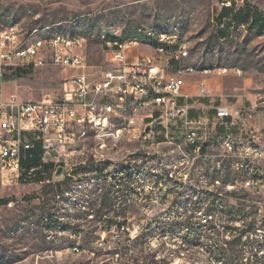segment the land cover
Wrapping results in <instances>:
<instances>
[{"label":"rangeland","instance_id":"rangeland-1","mask_svg":"<svg viewBox=\"0 0 264 264\" xmlns=\"http://www.w3.org/2000/svg\"><path fill=\"white\" fill-rule=\"evenodd\" d=\"M228 1L239 10L250 4L252 15L264 16V0H0V30L19 25L27 33L81 34L90 73L109 66V40L147 31L173 36L188 46L199 69L227 70L183 78L186 83L206 80L211 96L196 104L232 108L248 120L234 131L238 141L264 144L259 133L264 132V31L250 20L219 38L226 23L217 24V18ZM78 73L38 69L7 82L5 91L27 101L55 99ZM200 115L211 121L215 116L211 110ZM201 138L206 144L201 156L189 149L187 156L173 153L184 138H172L167 143L173 147L160 146L166 156L149 146V164L139 153L111 155L107 174L96 170L92 145L79 146L70 161L74 178L67 183L54 176L51 155L47 175L32 182H8L0 164V201L10 200L0 205V264H251L256 250H264L256 230L264 227L256 215L264 212V185L259 191L244 188L248 176L231 169L235 162L211 126H202ZM205 155L211 159L204 160ZM257 168L264 176V160ZM216 179L221 183L212 187ZM210 208L214 219L205 221L200 211Z\"/></svg>","mask_w":264,"mask_h":264},{"label":"built area","instance_id":"built-area-1","mask_svg":"<svg viewBox=\"0 0 264 264\" xmlns=\"http://www.w3.org/2000/svg\"><path fill=\"white\" fill-rule=\"evenodd\" d=\"M224 5H232V2H224ZM166 42L172 41L166 39ZM85 43L86 38L81 34H43L39 30L27 33L19 25L0 30V164L8 182H32L45 177L43 164L48 155L53 157L56 178H74L76 166L70 165V161L79 146L85 149L92 145L90 152L97 163L96 169L107 174L113 164L106 165V161H113L110 156L118 153H139L149 164V141L154 142L155 153H160V143L184 138V145H175L173 153L179 150L187 156L189 149L190 154L201 156L206 150V144L201 143L202 126H211L214 135L223 138V143L224 138H237L234 131L239 125L247 126L248 120L228 106L210 109L196 104V100L211 96L207 82L190 83V88H183V83L159 82L161 61L149 58V46L156 48L149 45V31L143 32L142 38L109 40L106 43L109 66L94 73H90L82 53ZM142 47L148 52L133 54V48ZM173 51L176 56L187 57L180 42H175ZM43 68L79 73L64 82L61 96L55 99L27 101L16 94H6L7 76ZM202 72L208 76V71ZM226 72V69L218 70L219 74ZM149 87L160 90L159 99H149ZM205 110L214 112L213 121L200 115ZM193 112L196 116H192ZM158 126L163 128L156 131ZM259 133L264 136L263 131ZM189 141H199V148H189ZM37 143H41L44 150L42 164L26 168L22 162ZM224 152L234 160L231 164L234 172L249 170V163L264 160V153L253 152L250 143L247 148L234 147ZM135 163L129 164L131 171ZM178 167V164L173 165L174 169ZM60 168L63 173L58 176ZM133 175L128 174L127 178ZM184 179L186 181L188 176ZM220 183L213 180L212 187ZM243 184L244 188L255 191L264 185L251 174ZM213 212L200 211L205 221L214 219ZM256 215L259 224L264 226V212ZM256 230L264 239V227ZM256 251V256H251V264H264V250Z\"/></svg>","mask_w":264,"mask_h":264},{"label":"bare ground","instance_id":"bare-ground-1","mask_svg":"<svg viewBox=\"0 0 264 264\" xmlns=\"http://www.w3.org/2000/svg\"><path fill=\"white\" fill-rule=\"evenodd\" d=\"M224 8H231L232 5H224ZM177 37V36H176ZM166 39H169V41L172 42H166ZM175 42L178 41L175 37L169 36L167 34H156L153 36H149V45H156V48L153 46H149V58L150 59H157L161 61L158 64V72H159V82H171V83H183L184 77H197L198 75H204V72L202 71H208V75H211L218 70L221 69H199L196 65H194L191 62V54L188 49V46L180 42L181 48H183L184 54L187 57L182 56H176V51H173L175 49ZM206 82L205 79L196 81L195 83H204ZM194 83V81H190L188 84ZM184 87V85H183ZM160 98V90H156L155 87H149V99H159ZM218 143L223 147L224 150H230L231 148H247V143L239 142L238 138H218ZM149 146L155 150V144L153 141H149ZM163 145L160 143V146ZM165 145L174 146L172 143H166ZM184 145V144H183ZM189 148H199L198 141H189ZM150 151V150H149ZM164 150H160L162 154L166 156V154L163 152ZM252 151L253 152H260L264 153V144H252ZM151 153L149 152V155ZM211 159V156H204V160L209 161ZM259 161H252V163H249V170H242L238 171L239 173H242V175H245L246 177H249V174H251V177L253 179H257L262 183L264 181V176L260 174V170L257 168V163ZM222 168V164H219V169ZM262 173V172H261ZM216 182H220L216 179ZM210 187V186H209ZM220 262V261H219ZM223 262V261H222ZM221 262V263H222Z\"/></svg>","mask_w":264,"mask_h":264},{"label":"trees","instance_id":"trees-1","mask_svg":"<svg viewBox=\"0 0 264 264\" xmlns=\"http://www.w3.org/2000/svg\"><path fill=\"white\" fill-rule=\"evenodd\" d=\"M249 6H250V4H247L245 10H239V12H237L235 14V16L233 18V22L231 20H229V17L232 16V15H230V13L228 11L229 8H224V7L222 8V10L218 14L217 24L218 23L219 24L226 23V24L224 25L223 29L219 30V34H218L219 38H225V36L229 35L232 31H236L237 27L239 28L240 24L249 23L250 20L252 22V26H259L260 29H262L264 31V16L262 14H257V13H254L252 15V13H251L252 8ZM133 36H138V38H142L143 32L135 34ZM133 36L125 38V39H134ZM27 73L28 72L17 71L16 73L12 74L11 76H7L6 82H10V81L15 80L17 78H20L24 74H27ZM204 101L207 103L206 100H204ZM43 155H44V150H43L42 144L37 143L35 145V148L27 154V158L25 160H23L22 164L26 168L38 167L42 164ZM43 165H44L45 171H48L50 166L48 164H43ZM86 169H87L86 167L83 168V170H86ZM96 170L103 174V171L100 168H98ZM70 181H72V180L66 179V181H64V183H67ZM61 185H62L61 183L55 184V186H57V187H61ZM9 203H10V200L0 201V205H8ZM197 208L199 210L202 209L201 206H199ZM213 211L214 210L212 208H210L208 210L209 213H211ZM179 224H181V222Z\"/></svg>","mask_w":264,"mask_h":264},{"label":"crops","instance_id":"crops-1","mask_svg":"<svg viewBox=\"0 0 264 264\" xmlns=\"http://www.w3.org/2000/svg\"><path fill=\"white\" fill-rule=\"evenodd\" d=\"M228 11H229L230 15H233L234 16V13L236 14L239 11V9L237 7L232 6L231 8L228 9ZM239 27L241 29L242 27H245V24H241ZM187 84H188V82L187 83L184 82V84H183L184 85V88H187L188 85L190 86V84H188V85Z\"/></svg>","mask_w":264,"mask_h":264},{"label":"water","instance_id":"water-1","mask_svg":"<svg viewBox=\"0 0 264 264\" xmlns=\"http://www.w3.org/2000/svg\"><path fill=\"white\" fill-rule=\"evenodd\" d=\"M62 173H63V168H60V169L58 170L57 175L60 176Z\"/></svg>","mask_w":264,"mask_h":264}]
</instances>
